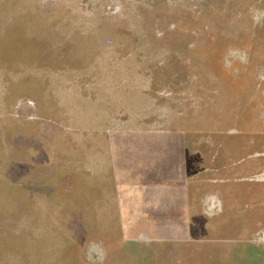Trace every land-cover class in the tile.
<instances>
[{"label":"rangeland","instance_id":"1","mask_svg":"<svg viewBox=\"0 0 264 264\" xmlns=\"http://www.w3.org/2000/svg\"><path fill=\"white\" fill-rule=\"evenodd\" d=\"M0 264H264V0H0Z\"/></svg>","mask_w":264,"mask_h":264}]
</instances>
